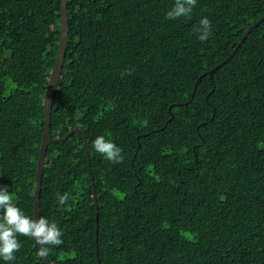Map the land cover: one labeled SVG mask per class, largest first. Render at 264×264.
I'll return each instance as SVG.
<instances>
[{
	"label": "trees",
	"instance_id": "trees-1",
	"mask_svg": "<svg viewBox=\"0 0 264 264\" xmlns=\"http://www.w3.org/2000/svg\"><path fill=\"white\" fill-rule=\"evenodd\" d=\"M173 6L69 0L51 137L84 128L99 212L77 131L46 154L40 215L63 233L46 246L51 264H98L97 251L102 264H264V21L192 96L264 16V0H197L190 18L166 19ZM60 29L61 0H0V188L33 219ZM101 135L122 163L94 150ZM17 239L16 259L0 264H46L33 238Z\"/></svg>",
	"mask_w": 264,
	"mask_h": 264
},
{
	"label": "clouds",
	"instance_id": "clouds-1",
	"mask_svg": "<svg viewBox=\"0 0 264 264\" xmlns=\"http://www.w3.org/2000/svg\"><path fill=\"white\" fill-rule=\"evenodd\" d=\"M196 4L197 0H174V6L166 13V19L190 18ZM196 31L199 33L200 41H207L212 34L211 21L203 17ZM93 147L109 162L113 164L123 162L122 149L104 136H97L93 141ZM57 197L59 205H68V193L63 195L57 193ZM18 235L33 238L36 244L41 246L37 255L42 258L49 253L50 248L46 246L56 247L63 244L61 238L63 233L54 221L50 222L45 217L33 219L25 215L14 201V195L6 188H0V258L6 262L14 261L15 253L21 249Z\"/></svg>",
	"mask_w": 264,
	"mask_h": 264
},
{
	"label": "water",
	"instance_id": "water-1",
	"mask_svg": "<svg viewBox=\"0 0 264 264\" xmlns=\"http://www.w3.org/2000/svg\"><path fill=\"white\" fill-rule=\"evenodd\" d=\"M68 3L69 0H61V29H60V40H59V48H58V53L56 57V62L55 66L51 72L48 86L46 88V93H45V98H44V109H45V119H44V131L42 135V145L40 149V154H39V160L37 164V174H36V181H35V219H38L41 217V192H42V181H43V174H44V167L46 164V154L48 147L51 144H56V143H61L65 142L68 140L75 132L77 131H82L84 134V141H85V150H86V155L88 158V167H89V173H90V178L93 186V193H94V199H95V207H96V212L98 214L99 209H98V196L95 191V183H94V177L92 174L91 170V165H90V159H89V148H88V139L86 132L83 127L81 126H76L74 129L70 131L68 135H66L63 138H55L53 139L51 137V121H52V111H53V104H54V99L55 95L59 86V80L62 74V70L64 67V63L66 60V55H67V48H68V42H69V12H68ZM264 21V16H262L256 23H254L251 27L248 28L246 34L243 36L241 41L238 43L236 49L218 66L213 68L212 70L206 72L204 75L198 78V80L195 83L192 96H195L196 90L198 88V85L202 78L205 75H209L211 78L213 74L223 67L225 64H227L236 54L238 49L242 46L246 38L251 34V32L260 24ZM192 100L189 101L191 103ZM171 112V109H170ZM97 223H98V218H97ZM98 227L96 230V235H97V240H98ZM41 246L39 245V248ZM44 261L46 264H51L49 258L43 257ZM97 260L98 264L101 263V259L99 256V253L97 251Z\"/></svg>",
	"mask_w": 264,
	"mask_h": 264
}]
</instances>
